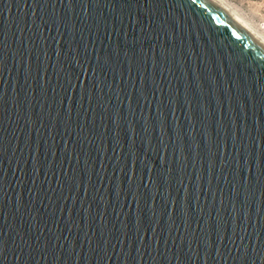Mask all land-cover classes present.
Returning <instances> with one entry per match:
<instances>
[{"label": "water", "instance_id": "95a60500", "mask_svg": "<svg viewBox=\"0 0 264 264\" xmlns=\"http://www.w3.org/2000/svg\"><path fill=\"white\" fill-rule=\"evenodd\" d=\"M0 264H264V46L211 0H0Z\"/></svg>", "mask_w": 264, "mask_h": 264}, {"label": "rangeland", "instance_id": "374dc122", "mask_svg": "<svg viewBox=\"0 0 264 264\" xmlns=\"http://www.w3.org/2000/svg\"><path fill=\"white\" fill-rule=\"evenodd\" d=\"M264 35V0H224Z\"/></svg>", "mask_w": 264, "mask_h": 264}, {"label": "bare ground", "instance_id": "6f19581e", "mask_svg": "<svg viewBox=\"0 0 264 264\" xmlns=\"http://www.w3.org/2000/svg\"><path fill=\"white\" fill-rule=\"evenodd\" d=\"M211 1L248 32L257 42L264 46V35L253 24H250L235 8L227 4L224 0Z\"/></svg>", "mask_w": 264, "mask_h": 264}]
</instances>
